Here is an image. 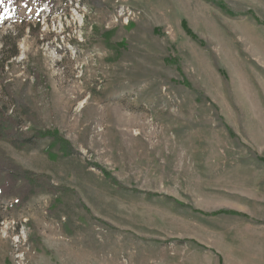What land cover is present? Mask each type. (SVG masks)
Segmentation results:
<instances>
[{"label":"rangeland","instance_id":"1","mask_svg":"<svg viewBox=\"0 0 264 264\" xmlns=\"http://www.w3.org/2000/svg\"><path fill=\"white\" fill-rule=\"evenodd\" d=\"M213 1L0 0V152L58 189L0 174V264H255L264 0Z\"/></svg>","mask_w":264,"mask_h":264},{"label":"trees","instance_id":"2","mask_svg":"<svg viewBox=\"0 0 264 264\" xmlns=\"http://www.w3.org/2000/svg\"><path fill=\"white\" fill-rule=\"evenodd\" d=\"M217 8L222 9L227 14L237 16L238 14L232 13L229 9H227L223 3L215 2L213 0H204ZM257 24L264 25L263 23H260L259 20L254 18ZM182 26L184 28L185 23H182ZM186 33L190 35L192 38L195 39V37L190 33V31L185 29ZM4 108L0 107V137L1 138H11L12 143L15 147L20 148L22 145H24L25 142L28 140L24 138V136L19 133L17 130H15L13 133H11V129L14 127L16 121L14 119H11L9 116L5 114V111H3ZM37 138H49L52 140L53 143H59L61 140L57 136V133L45 131V132H39L35 135ZM64 148V147H63ZM5 173L7 175V178L9 180H19V181H25L31 184H34L36 187H38L40 190L52 193L57 191L58 189L56 187H53L49 182L48 178L43 175H36L34 173L20 170L17 166H15L11 160L6 158L3 153L0 152V174ZM232 214H238L233 211H229ZM221 213H224V211H221ZM245 217V215H243ZM258 224H264V221L257 222Z\"/></svg>","mask_w":264,"mask_h":264},{"label":"crops","instance_id":"3","mask_svg":"<svg viewBox=\"0 0 264 264\" xmlns=\"http://www.w3.org/2000/svg\"><path fill=\"white\" fill-rule=\"evenodd\" d=\"M264 221V220H263ZM239 240V245H253L255 246V250H259L258 252H255V264H264V252L262 251V249L264 248V224H260V229H251V231L249 232V234L245 235V236H240L238 237ZM246 250V249H245ZM244 250V251H245ZM243 250H241L238 255L236 256V258L232 261L231 264H241L240 262H243L244 260H242L243 255L240 254L242 253ZM238 259V260H237ZM245 263H248V261H246ZM209 264H216L215 260L212 256H209Z\"/></svg>","mask_w":264,"mask_h":264},{"label":"built area","instance_id":"4","mask_svg":"<svg viewBox=\"0 0 264 264\" xmlns=\"http://www.w3.org/2000/svg\"><path fill=\"white\" fill-rule=\"evenodd\" d=\"M45 10L48 11L47 7L45 6Z\"/></svg>","mask_w":264,"mask_h":264}]
</instances>
